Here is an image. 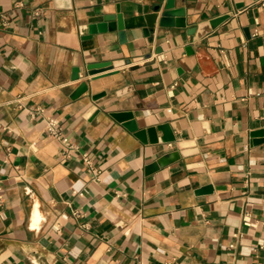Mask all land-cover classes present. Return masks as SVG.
Wrapping results in <instances>:
<instances>
[{
	"label": "crops",
	"instance_id": "1",
	"mask_svg": "<svg viewBox=\"0 0 264 264\" xmlns=\"http://www.w3.org/2000/svg\"><path fill=\"white\" fill-rule=\"evenodd\" d=\"M168 1L0 0V264H264V0Z\"/></svg>",
	"mask_w": 264,
	"mask_h": 264
},
{
	"label": "water",
	"instance_id": "2",
	"mask_svg": "<svg viewBox=\"0 0 264 264\" xmlns=\"http://www.w3.org/2000/svg\"><path fill=\"white\" fill-rule=\"evenodd\" d=\"M161 6H158L155 8L154 12L157 14L160 10ZM175 17H183V11L182 10H175L173 8V4L172 1L169 0L168 3L165 5V8L161 14V18H160V22H159V27L160 28H167V27H173L176 26L178 28H185V23L183 21H179V22H172V18ZM117 18V22L116 24H114V20H107L106 22H108V26L106 27V29L110 30V31H118L119 32V36L120 39H123L124 36V26L121 22V17L118 16ZM155 18V16L150 17V19ZM223 19H218L215 20L213 22L210 23V27L211 28H215L218 24L221 23ZM151 26V24L149 25ZM196 32V31H195ZM194 32V33H195ZM193 33V34H194ZM112 64H101L100 66L96 67V68H91L89 69V72L91 74L96 73V71H104L107 69H112ZM86 90V86L82 85L76 92L74 97L78 98L81 94H83ZM168 129L169 127L167 125L165 126H159L156 128H148L146 130H138L135 126L131 128V131L133 133H135L136 137L139 138L142 142L146 143L149 142L151 144L157 143L158 138H157V132H162L163 135H165L166 133H168ZM168 134H166V136H164L163 138H161V141L163 143H171L174 141V138L170 135L167 136ZM161 164H163L161 162ZM160 164V165H161ZM157 167V166H155Z\"/></svg>",
	"mask_w": 264,
	"mask_h": 264
},
{
	"label": "built area",
	"instance_id": "3",
	"mask_svg": "<svg viewBox=\"0 0 264 264\" xmlns=\"http://www.w3.org/2000/svg\"><path fill=\"white\" fill-rule=\"evenodd\" d=\"M45 135L50 140L59 141L63 144L67 143L61 122L53 116L47 117L46 119ZM83 159L87 167L92 169V162L87 155H84Z\"/></svg>",
	"mask_w": 264,
	"mask_h": 264
}]
</instances>
